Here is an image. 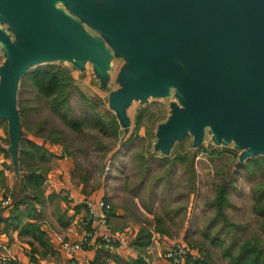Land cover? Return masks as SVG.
I'll list each match as a JSON object with an SVG mask.
<instances>
[{
	"label": "water",
	"instance_id": "water-1",
	"mask_svg": "<svg viewBox=\"0 0 264 264\" xmlns=\"http://www.w3.org/2000/svg\"><path fill=\"white\" fill-rule=\"evenodd\" d=\"M0 46V121L17 174L22 78L32 67L71 60L108 81L113 54L127 64L109 96L124 127L132 102L174 89L179 105L158 126L156 150L168 154L187 135L197 150L208 128L215 144L242 151L240 166L264 157V0H0Z\"/></svg>",
	"mask_w": 264,
	"mask_h": 264
},
{
	"label": "rangeland",
	"instance_id": "rangeland-1",
	"mask_svg": "<svg viewBox=\"0 0 264 264\" xmlns=\"http://www.w3.org/2000/svg\"><path fill=\"white\" fill-rule=\"evenodd\" d=\"M57 6L62 7L60 3ZM1 27L7 28L5 25ZM84 28L90 35H96L88 26L84 25ZM11 37L15 39L13 34ZM3 62L4 53L0 46V65ZM44 65H57L70 71L76 90L71 91L66 116L83 121L82 133L68 128L45 103L38 104L36 92L27 88L29 82L25 78L20 82L17 99L21 104L25 101L30 109L27 119L31 127L44 121L47 129L52 127L63 133L60 144L45 143L68 159L70 182L81 185L83 195L90 196L98 191L104 193L102 200L110 207L108 217L112 216L115 208L126 206L131 209L133 220L139 219L150 231H154V219L159 217L162 220L159 226L168 232L167 237L172 245L182 244L198 252V258L186 256L185 260L191 262L206 257L213 264H229V260L222 256L225 248L233 253L245 240L264 242V213L253 211L258 202L256 195L264 189V176L258 172L253 174L252 170L238 164L242 151L237 150L233 142L215 144L206 128L196 154L191 135L176 141L168 154L156 150L158 126L168 120L171 106L179 105L173 88L168 97L149 98L145 103L132 102L127 109L129 126L124 127L109 109V96L121 87V75L127 67L123 56L113 54L108 81L106 77H99L103 82L96 78L90 63L80 70L74 69L71 60ZM44 65L32 67L31 70ZM140 114L142 123L135 128ZM97 118L103 123L113 118L117 137L103 125L102 133L98 132L93 127ZM0 125L6 132L8 142L7 123L0 121ZM23 138L44 142L24 131ZM55 159L51 158L46 164L49 171L45 183L49 172L55 169ZM221 185L228 188V203L224 209L226 224L220 217H215V207L212 205ZM45 190L42 187L43 193ZM50 194L55 195L54 192ZM94 202L85 199L82 205L86 214L79 238L74 242L59 238V248L66 258L64 264L71 256L77 259L78 252L87 249L95 239L98 233L94 223L103 230L108 229V219L103 223L100 211L92 212L88 208L87 203H92L94 207ZM8 205L10 207L11 203ZM100 240L106 245L114 241L109 235L101 236ZM76 243L81 247L74 255L64 248V244ZM0 257L9 261L15 259L11 255Z\"/></svg>",
	"mask_w": 264,
	"mask_h": 264
},
{
	"label": "crops",
	"instance_id": "crops-1",
	"mask_svg": "<svg viewBox=\"0 0 264 264\" xmlns=\"http://www.w3.org/2000/svg\"><path fill=\"white\" fill-rule=\"evenodd\" d=\"M6 138V132L0 125V218L2 220L9 218L12 204L4 208L1 207V203L9 198L12 201L10 203L17 201V199L12 200V196L18 194L22 178V173L19 171L17 174L12 165L7 152ZM34 142L48 149L56 158V166L49 172L47 181L43 185V188H46L44 192L46 203L42 213L34 217L35 219L31 217L24 219V223L39 225L40 230L45 234L49 249L46 252L29 236L21 238L20 229L12 225L7 226L2 222L0 223V255L13 256L17 264H64L66 258L59 248L60 239L76 241L84 228L82 222L86 211L82 205L85 199H91L97 203L105 198V195L103 192L100 194L99 191L90 196L83 195L81 185L76 186L70 182L68 159L45 142L38 140ZM52 192L55 195L50 194ZM22 207L20 209H23ZM107 219V230L99 228L94 223L98 234L87 249L78 252L79 264H127L128 260H135L139 256L135 238L143 224L137 218L133 220L131 209L119 206ZM151 232V244L142 250L144 262L145 264H166L162 253L172 245L171 239L166 235ZM103 235H109L114 241L107 245L102 243L100 237ZM193 252L195 253L194 250Z\"/></svg>",
	"mask_w": 264,
	"mask_h": 264
},
{
	"label": "trees",
	"instance_id": "trees-1",
	"mask_svg": "<svg viewBox=\"0 0 264 264\" xmlns=\"http://www.w3.org/2000/svg\"><path fill=\"white\" fill-rule=\"evenodd\" d=\"M23 78L27 79V82H29L27 88L36 92L35 97L38 104L42 102L45 103L49 106V110L53 114H56L68 128L77 133H82L81 128L84 124L83 121H75L66 116V113L69 111L71 91L74 89L76 90L71 73L68 69L57 65H44L30 70ZM80 97L85 99L81 95ZM17 108L19 110L24 132L30 133L36 138H41L44 142H49L50 145L60 144L63 134L60 130L52 127L47 129L44 121H39L37 125L31 127L32 125L28 123L27 119L30 109H28L26 102L24 101L23 104H21L19 99H17ZM141 123L142 114L138 115L135 121V128H138ZM102 125L107 128L111 134L117 137L116 122L113 118L109 119L108 123H103L98 118L93 122V127L100 133H102L104 129ZM45 132H47V135H44ZM67 146L68 145H66V147ZM197 152H199V148L195 150L194 153L196 154ZM53 157L54 156L43 145H38L28 139H21L18 151V164L19 171L22 173V178L18 188V194L12 196V200L16 201L17 199V201L11 203L12 206L9 218L4 220L0 218V223L4 222L7 226L12 225L14 228L20 229L19 236L21 238L26 236L31 237L46 252L49 249V245L39 225L36 223H24V219L29 217L35 219L34 217L42 213V208L46 203V197L42 191V187L49 171L46 164H48ZM243 167L249 171L252 170L251 173L253 174L258 172L264 176V157L249 159L245 162ZM251 167L254 168L252 169ZM227 196V186L221 185L217 190L216 197L212 201V205L215 207V217H220L225 224L227 222L224 209L228 203ZM19 197L20 199L18 200ZM256 200L260 205L258 202L255 203L253 211L259 212V214H262V212L264 213V189L258 191ZM21 207L23 209H20ZM160 221L162 222L159 217L154 219V232L168 236V232L159 226ZM151 238L152 232L144 226L141 227L135 238V246L139 256L135 260H128L127 264H145L142 257V250L151 244ZM197 255L199 256L198 252ZM188 256L190 259L193 257L191 255ZM222 256L229 260V264H264V242L248 239L233 253L229 248H225L222 251ZM186 262V264H213L211 263V259L206 257L197 262L187 260Z\"/></svg>",
	"mask_w": 264,
	"mask_h": 264
},
{
	"label": "built area",
	"instance_id": "built-area-1",
	"mask_svg": "<svg viewBox=\"0 0 264 264\" xmlns=\"http://www.w3.org/2000/svg\"><path fill=\"white\" fill-rule=\"evenodd\" d=\"M10 203V199H7L1 203V207L7 206ZM92 203H87L88 208L95 212V210L100 211L99 215L102 222L104 223L106 218H108L110 207L105 203L104 200H99L96 204H94V207L91 206ZM9 206V205H8ZM7 206V207H8ZM89 234V233H88ZM86 234V236L88 235ZM79 244H64V248L72 255H74L78 250L80 249ZM163 261L166 264H185L186 262V256L191 255L192 258H198L197 252H193V250H189L186 246L182 244H173L170 245L165 251H163ZM11 258V257H10ZM10 259H6L3 257H0V264H7L11 262V264H17L16 259L12 258V261H9ZM66 264H79L78 260L76 258H73L72 256L69 257Z\"/></svg>",
	"mask_w": 264,
	"mask_h": 264
}]
</instances>
